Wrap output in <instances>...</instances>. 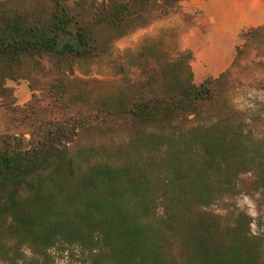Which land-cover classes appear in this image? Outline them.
<instances>
[{"label":"trees","instance_id":"obj_1","mask_svg":"<svg viewBox=\"0 0 264 264\" xmlns=\"http://www.w3.org/2000/svg\"><path fill=\"white\" fill-rule=\"evenodd\" d=\"M160 1L164 15L182 2ZM151 8V0H0V101L25 61L68 68L94 59L106 47L95 25L120 37ZM157 45H143L137 60L155 62L163 96L104 105L98 138L71 145L89 131L87 118L44 123L30 141L0 134V264H264L251 218L199 210L239 195L245 173L264 191V137L233 111L185 129L227 72L196 85L192 53L171 59Z\"/></svg>","mask_w":264,"mask_h":264},{"label":"rangeland","instance_id":"obj_2","mask_svg":"<svg viewBox=\"0 0 264 264\" xmlns=\"http://www.w3.org/2000/svg\"><path fill=\"white\" fill-rule=\"evenodd\" d=\"M151 1L148 17L127 28L123 36L119 37L101 25L93 27L106 41L104 51L94 59L68 68H59L44 60L25 61L18 80L6 84L11 89L10 97L0 101V134L30 141L44 123L79 122L87 118L89 131L71 136V145L78 147L99 137L97 128L101 124L100 113L104 105L128 109L132 103L154 93L163 96L155 62L152 59L139 62L137 57L146 44H158L157 51L171 59L183 52L179 38L175 36L182 11L179 5L164 15L163 2ZM185 21H188L187 17ZM237 47L226 77L212 86L213 101L202 108L196 118L190 117L183 124L185 129L208 124L233 111L247 133L255 139L264 137V28L245 31L239 37ZM237 54L239 58L235 60ZM190 64L196 85L207 78L216 80L219 77L207 75L202 63L193 67L192 59ZM115 126L116 133L112 136L119 140L124 133L119 123ZM255 178L254 172L240 175L239 195L223 197L210 208L199 210L216 215L238 210L251 218V236L264 240V191L254 190Z\"/></svg>","mask_w":264,"mask_h":264},{"label":"crops","instance_id":"obj_3","mask_svg":"<svg viewBox=\"0 0 264 264\" xmlns=\"http://www.w3.org/2000/svg\"><path fill=\"white\" fill-rule=\"evenodd\" d=\"M180 8L175 36L192 53V66L202 63L213 77L232 64L241 34L264 28V0H182Z\"/></svg>","mask_w":264,"mask_h":264},{"label":"built area","instance_id":"obj_4","mask_svg":"<svg viewBox=\"0 0 264 264\" xmlns=\"http://www.w3.org/2000/svg\"><path fill=\"white\" fill-rule=\"evenodd\" d=\"M204 210H206L205 208H203Z\"/></svg>","mask_w":264,"mask_h":264}]
</instances>
